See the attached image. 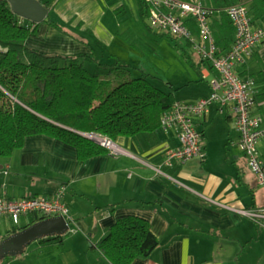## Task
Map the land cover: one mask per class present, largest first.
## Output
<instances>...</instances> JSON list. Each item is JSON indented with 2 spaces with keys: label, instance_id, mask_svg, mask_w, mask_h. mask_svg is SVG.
I'll return each instance as SVG.
<instances>
[{
  "label": "crops",
  "instance_id": "crops-1",
  "mask_svg": "<svg viewBox=\"0 0 264 264\" xmlns=\"http://www.w3.org/2000/svg\"><path fill=\"white\" fill-rule=\"evenodd\" d=\"M42 1L52 4L48 14L63 26L45 18L36 22V34L26 41L49 52L92 53L102 58L107 54L102 60L118 57L132 64L136 57L144 63L145 53L152 51V44L159 43L164 32L149 26V7L145 2L148 15L143 16L141 0ZM235 3L248 6L254 24L264 22L263 0ZM223 13L213 15L212 25L215 33L228 38L232 31L226 30ZM20 20L30 23L23 17ZM188 25L197 34L195 22L189 20ZM176 38L184 41L180 46L193 47L187 39ZM191 59L197 73L168 79V87L160 85L173 89L175 99L193 101L210 94L213 68L197 51ZM236 69L253 83L252 112L264 117V40L237 62ZM195 123L202 134L204 156L186 161L165 159L169 149L180 145L174 127L120 135L115 139L116 152L109 149L82 162L75 146L46 134L30 135L23 147L1 160L0 195L51 196L65 185L64 200L74 229L70 235H58L56 241L61 240L60 250L68 253L73 264H111L98 243L123 214L148 219L159 238L148 257L131 264H264V217L253 215L264 208V185L237 145L239 131L231 107L213 102L206 113L195 117ZM257 147L264 157V138ZM27 222V214L18 222L9 215L1 217L0 239ZM36 240L40 242L36 248L45 246L40 238ZM54 244L48 246L59 248ZM22 252L10 263L23 262L28 255L25 248ZM53 256L49 255L48 264H57Z\"/></svg>",
  "mask_w": 264,
  "mask_h": 264
},
{
  "label": "trees",
  "instance_id": "trees-1",
  "mask_svg": "<svg viewBox=\"0 0 264 264\" xmlns=\"http://www.w3.org/2000/svg\"><path fill=\"white\" fill-rule=\"evenodd\" d=\"M141 2L146 17L148 7L144 0ZM203 3L222 10L235 0ZM20 18L8 0H0V162L23 147L30 135L46 134L75 146L82 162L109 152L107 146L82 132H98L115 141L120 135L134 136L160 127L161 115L176 99L173 89H164L153 80L158 76L147 72L133 76L135 65L118 57L105 61L92 53L49 52L28 44L27 38L37 32V23L26 24ZM46 20L63 26L51 14ZM225 24L231 36L214 32L221 53L234 40V26L228 15ZM92 62L93 70L87 66ZM27 215L26 225L46 216L37 211ZM57 237L52 234L40 240ZM158 245L159 238L149 220L136 214L118 216L98 243L111 264H131L136 258H146ZM10 256L5 254L4 258Z\"/></svg>",
  "mask_w": 264,
  "mask_h": 264
},
{
  "label": "built area",
  "instance_id": "built-area-1",
  "mask_svg": "<svg viewBox=\"0 0 264 264\" xmlns=\"http://www.w3.org/2000/svg\"><path fill=\"white\" fill-rule=\"evenodd\" d=\"M144 1L149 7L148 22L151 28L187 39L201 59L208 61L215 70L209 78L211 91L208 96L193 101L176 99L161 115L160 127L176 128L180 141L179 146L167 151L166 161L203 157L202 134L196 126L195 117L206 113L213 102L229 104L239 131L237 145L246 156L248 167L256 174L259 184L264 185V157L257 147L258 140L264 138V117L252 112L255 103L253 83L236 69L237 62L244 61L253 48L264 40V22L254 24L250 10L244 3L230 4L221 10L200 0ZM221 11L229 16L234 26L232 45L223 53L218 51L212 25L213 15ZM189 20L195 22L197 34L190 29ZM102 136L99 139L101 144L107 147L115 145L111 138ZM111 151H117L115 146ZM65 192L66 186L60 185L51 196L33 194L11 198L0 195V218L9 215L14 222H18L21 215L34 211L46 216L62 215L67 220L69 230L72 218L64 200ZM253 215L264 217V210L256 211Z\"/></svg>",
  "mask_w": 264,
  "mask_h": 264
},
{
  "label": "rangeland",
  "instance_id": "rangeland-1",
  "mask_svg": "<svg viewBox=\"0 0 264 264\" xmlns=\"http://www.w3.org/2000/svg\"><path fill=\"white\" fill-rule=\"evenodd\" d=\"M161 41L159 43H153L152 44V51L151 52H144L146 56L148 57L144 63L140 61L139 59H136V57H133L136 61H134L135 65L140 64V68H144V70L136 67L132 68V75L133 76H138L141 75L143 72H150L153 75H157L158 77L153 78L154 81H156L159 85H163L164 87H168V79L170 80L171 78H179L183 79L187 75L197 73V69L194 68L193 61L191 59V55L196 51L193 49L194 47L191 46H180V39L170 35V34H165L161 32ZM184 41H181L183 43ZM114 49V48H113ZM195 50V51H194ZM150 53V54H148ZM145 56V57H146ZM108 56H104L103 58L100 56V59H106ZM150 58V59H149ZM88 68L93 70L94 68V63L92 64H87ZM144 66V67H143ZM209 67V65H208ZM200 78V77H199ZM198 78V79H199ZM192 88V86H191ZM191 88H188L191 90ZM99 135V134H98ZM98 138V137H96ZM95 140V139H94ZM98 141V140H97ZM109 149L114 148L108 147ZM72 227L67 231V233L64 235H70L72 234ZM38 240H33L30 243H28L25 246V253L28 255L25 260L23 261L24 264H48L49 261L51 262V259L49 260V255H54V261L57 262V264H73L74 261H72V258L67 257L66 255L62 253L60 250L61 246L59 242L56 240H51V241H42L45 246H41L42 248H36L38 247V243L40 242H35ZM56 241V242H55ZM50 243H57L54 245H57L59 248H54V247H49ZM59 244V245H58ZM49 249H53L50 253L48 252ZM24 253V252H22ZM59 253H61L59 255ZM59 255V256H57ZM10 256L7 258L0 259V264H11L10 260L11 258L15 257ZM23 262H14V264H20Z\"/></svg>",
  "mask_w": 264,
  "mask_h": 264
},
{
  "label": "water",
  "instance_id": "water-1",
  "mask_svg": "<svg viewBox=\"0 0 264 264\" xmlns=\"http://www.w3.org/2000/svg\"><path fill=\"white\" fill-rule=\"evenodd\" d=\"M8 2L14 13L30 22H40L44 20L49 13V7L42 0H8ZM82 133L98 141L103 137L98 132ZM113 142L115 144V141ZM2 166L3 164L0 163V168H2ZM68 227L67 220L62 215L45 216L0 239V252L2 255L19 254L31 241L52 234H64L68 231Z\"/></svg>",
  "mask_w": 264,
  "mask_h": 264
},
{
  "label": "bare ground",
  "instance_id": "bare-ground-1",
  "mask_svg": "<svg viewBox=\"0 0 264 264\" xmlns=\"http://www.w3.org/2000/svg\"><path fill=\"white\" fill-rule=\"evenodd\" d=\"M115 146V145H114Z\"/></svg>",
  "mask_w": 264,
  "mask_h": 264
}]
</instances>
